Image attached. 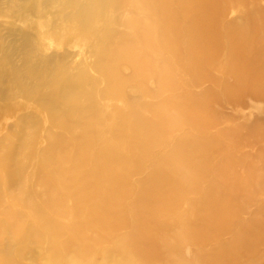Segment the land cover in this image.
I'll use <instances>...</instances> for the list:
<instances>
[{"label": "rangeland", "instance_id": "rangeland-1", "mask_svg": "<svg viewBox=\"0 0 264 264\" xmlns=\"http://www.w3.org/2000/svg\"><path fill=\"white\" fill-rule=\"evenodd\" d=\"M224 1L220 19L227 28L246 24L245 17L264 14V0ZM86 5L87 0H0V57L9 58L0 72V264H44L52 254L46 227L20 198L27 190L36 197L44 194L42 183L47 178L61 183L59 203L47 206L42 197L39 210L59 229L55 241L65 259L80 250L85 264H123L117 248L120 241L128 238L133 245L140 244L134 226L149 223L158 233L157 243H142L140 254L134 248L124 251L136 264H264V236H259L264 224V94L240 85L228 63L227 47L214 61L206 62L202 71L184 69L187 38L182 34L173 49L164 46L159 31L169 27L146 0H127L120 12L105 5L102 13L91 10L88 14ZM82 16L91 20L89 27L84 26ZM178 16L183 30L189 16ZM42 36L41 51L47 49V56L60 61L77 94L79 112L72 120L80 123L71 131L50 122L48 107L38 104L39 99L53 95L59 110L65 109L62 97L70 93L63 88L56 94L54 88L43 86L45 74L39 72V58L33 51ZM8 46L23 52L24 65L12 67ZM127 48L145 62L140 74L126 55ZM109 64L115 70L106 75ZM257 85L254 88L262 90L264 82ZM191 101L198 110L188 119L184 109ZM163 114L178 124L172 126L171 120L157 133L148 134L151 126L160 125ZM88 125L92 126L88 131L91 144L83 152L81 140L74 143L73 138H80ZM109 143L114 150L110 160L114 173L105 175L98 173L93 158ZM196 147L201 151L195 160L205 169L203 177L192 187L180 181L179 188L160 182L157 194L163 204L156 203L161 207L151 213L139 198L141 183L166 163L177 162L179 150L192 152ZM124 177L126 181H121ZM84 180L89 189L85 192L79 188ZM16 181L22 183L17 186ZM182 186L191 189L172 206L176 195L172 192ZM211 186L223 190L225 207L230 209L226 224L216 222L217 226L209 228L214 212L221 217L222 199L216 198L214 205L207 200L210 221L197 217L192 203L201 200ZM92 191L101 196L89 195ZM86 193L88 197L79 204ZM164 204L171 205L166 208ZM94 207L99 208L97 222L88 225L93 219L88 211ZM186 227L191 235L184 231ZM243 228L258 232L244 241Z\"/></svg>", "mask_w": 264, "mask_h": 264}, {"label": "bare ground", "instance_id": "bare-ground-1", "mask_svg": "<svg viewBox=\"0 0 264 264\" xmlns=\"http://www.w3.org/2000/svg\"><path fill=\"white\" fill-rule=\"evenodd\" d=\"M87 1L89 2V5H86L87 10H85V12L88 13L91 10H94L93 11L94 13H102V12H100L102 10L101 8H103V6H105V5L112 8V10H114L115 12L122 11L123 10V3L127 0H87ZM224 2H225L224 0H146L148 7H150V9L152 8L154 10V12H156L158 15H160L163 19V22L169 27V29L163 27L159 31V38H160V40L164 46H166L170 49H173L179 44V41H180L182 34L185 35V37L187 38L188 42L186 43V46L184 49H185V53L187 56L188 63H186V65L184 66L185 67L184 69L189 68L192 71H202L206 62L214 61L221 54L222 47H227L228 51H229L228 63L231 66V70H232L234 77L238 80V82H240V85L241 84L242 85L243 84L248 85L249 86L248 89L252 93L264 94V86H262L263 87L262 90H258V89L256 90L254 88V86L259 87L257 85V83H260V82L263 83L264 82V14L262 13L261 15H258L257 16L258 18L255 16L245 17L246 24H241V25L235 24V25L227 28L226 26H223V24L221 23V19H220L221 12H222L223 7L225 5ZM80 6L81 5H79V7ZM191 8H194V9L192 10ZM193 12L195 13V15H192ZM181 13H184L186 16H189L187 26L183 30L180 29L179 20H178V17H179L178 15ZM98 16H100V14ZM88 18L89 17L84 16V19H83V16L81 17V19H83L84 26L89 27V25H90L89 22L91 20H88ZM104 21L105 20H103V22ZM103 22L101 21L98 23L102 24ZM171 30H172V34L171 35L167 34V31L171 32ZM4 31H5V29H4ZM0 37H2V35ZM4 38H5V36L3 37V39ZM24 38H25V36H24ZM107 39L108 38L105 37L103 39V43H105V41ZM37 40L35 42L36 48H35V50L33 49V51H34V56L39 58L38 59L39 62L37 61L39 63V72H43L45 74L46 81L43 82L44 88L47 89V88L52 87V88H54L53 91H55L56 94L60 93L63 88H67L70 92V93H66L67 95H64L62 97L64 102L61 105V107L65 106V109L59 110L60 104H58V102L56 101L57 99L53 98V95H47V97H45V95H44L45 98L39 99L38 104L39 105L42 104L43 106L48 107V117L47 118L50 122L56 123V124H58V126H61V128L63 127L65 129H68L71 131L72 129L76 128L80 123L78 120L77 121L72 120L73 116L77 115L79 112V108L76 106V101L78 100L77 94L72 89L74 87L71 85V81L68 80L69 76L66 77L67 75L64 73L65 71H63L64 67L62 68L59 65L60 61L54 62L53 61L54 58H52L53 56H47V53H48L47 49H43L41 51L42 47L40 48V46H41V42L44 41L43 36L41 38H37ZM32 41H33V39H32ZM7 48H8L9 54H10V58L13 62L12 67L16 68V66H18V68H19V66H22L20 64L24 65L25 61L23 62V60H24L23 58H25V57H23V55H22L23 52L20 54L19 49H17V47L9 49L10 46H8ZM7 48H6V50H7ZM101 48H102V51L104 52L105 49L103 47H101ZM177 49H179V48L177 47ZM8 51H6V52H8ZM56 53H58V52H56ZM6 54H8V53H6ZM32 54H30V55H32ZM27 55H28V53H27ZM126 55H128L130 60L135 63L136 73L140 74L142 72L141 66L145 62L141 63V61L138 58H136L133 54H131V51L129 48H127V50H126ZM6 56L8 57V55H6ZM6 56L2 55L0 57V62L2 63L0 65V72L2 69H4L3 66H5V64H3V63H5L9 59ZM59 58H60V54H59ZM67 59H68V57H67ZM147 62H149V61H147ZM160 68L163 69L164 66H161ZM114 70H115L114 66L109 64L105 67L104 72L106 75H110L112 72H114ZM82 76H85V75H82ZM70 78H71V76H70ZM10 82H11V80H10ZM74 86H76V85H74ZM115 88H117L116 84H115ZM35 89L37 90V88H35ZM113 89H114V87H113ZM23 90H26V87H23ZM42 90H43V88H42ZM33 91H35V90L33 89ZM113 91H115V89ZM20 93H21V91H20ZM14 96H16V93ZM10 97H12V96H10ZM55 97H56V95H55ZM111 98H113V97H111ZM1 101H4V99ZM111 101H112V99H111ZM186 102H188V101H186ZM191 103H192V101H191ZM188 106H189V108H185L184 110L187 113L186 115H187L188 119L189 118L192 119L193 117H191V116L192 115L194 116L195 112H197L198 109H195V103H192ZM179 107L184 108L182 105H180ZM201 107H203V106H201ZM128 109H130V108H128ZM201 110H203V109H201ZM59 111H61L63 113L62 116L58 115ZM82 111H84V110H81L80 112H82ZM129 112H130V110H129ZM85 114H86L85 112H82V114H81V116L83 115L82 118H84V119H85ZM81 116H80V118H81ZM131 116H133V115H131ZM161 117H162V121H161L160 125L159 126H157V125L151 126L150 129H148V134L153 135V134L157 133L159 131V128H161L163 125L167 124L171 120L173 121L172 126H176L178 124L177 121L170 119L171 118L170 115L167 116V114H163ZM91 127H92L91 125L85 126L82 136L80 138H77V137L73 138L74 143L81 140L82 144H80L79 148H82L83 152L84 151L87 152L89 145L91 144V140L88 136V131L91 130ZM94 127H96V126H94ZM0 142H1V140H0ZM123 144H124V142H123ZM131 146L133 149L137 148V144L135 142H133L131 144ZM131 146L129 145V147H131ZM50 148H52V147H50ZM116 149L117 148L115 147V151H116ZM113 152H114L113 146L109 143V144L103 145L102 149L98 152V154L96 153L97 155L95 158H93V161L97 166L98 173L102 172L105 175H110V174L112 175L114 173L113 165L110 162V160L113 156ZM200 153H201V151L198 147H196L194 149V151H192V152H190V151L184 152V150H179V152L176 153V154H179V157L177 158V162L172 161L171 164L166 163L165 167L163 166L162 170L159 171V173H157L155 175L151 174L148 179L144 180L140 185V192H139V198L141 200L142 205L144 207H147L151 213H155L158 210V207H161V206H159V204H156V203H162L160 196L157 194V187H158L160 182H163L166 185H176L177 187H178L177 182H179V181L182 182L184 185H187L190 187L195 185V183H197V181L203 177V175L201 174V171H205V169L200 168L201 167L200 160H197V161L195 160L196 156H198ZM11 159L12 158H10L8 161H10ZM140 161H141V159H138L134 163V165L132 167H130V169H132V168L134 169V166H137L136 164H138ZM202 164L204 165V162H202ZM19 168H20V166H19ZM58 173H60V171H58ZM176 174H178V175L176 176ZM115 180H116V184H117L119 182L118 181L119 179L115 178ZM121 181H126V178L124 177ZM20 183H22V182H20ZM20 183H17V181H16L17 186ZM190 184H192V185H190ZM42 186L45 188L44 194L38 195V197H36L37 195L34 196L31 194V192H29L27 190V191L23 192V194L20 196V198H21L22 203L24 205H26V207L29 208L30 211L33 213V216L36 218V220L40 223L42 222L43 226H45L47 229L48 240L51 244L52 254H49L47 256L44 264H85L81 260V257H82L81 254L82 253L80 250L76 251L73 256H71L70 258H67V259H65L66 257L64 258V257L60 256L59 251H58V246H57L56 241H55L56 235H57L59 229L54 225V223H52V221H50L47 218H44L42 213H41L42 211L39 210L41 207L40 200H42L41 199L42 197H46V201H44V202L47 206L58 205L59 202L57 200V195L60 193L61 183L59 182L58 179L47 178L46 180L43 181ZM183 187L186 189L183 190ZM79 188H81L83 190V192H85L86 190H89V189H87L88 188L87 182L85 180L80 182ZM17 189H18V187H17ZM189 189H191V188H188L186 186H182L181 189H177L175 192H172V193H176L172 206H175L177 203H179V201H181L184 197V195H183L184 192L188 191ZM211 190H213L214 192L212 193ZM221 191H223V190H220V189L214 188V186H211V189H209L207 193L205 192L202 194L203 198L201 200H198V201L192 203L194 209L197 211V217L201 216L203 220L210 221L211 215L210 216L206 215V213L208 212V207L206 204L207 200L210 201L211 205H214L215 203H213L212 201H214L216 198L222 199L223 212L221 214V217L218 216L214 212V219L206 227L211 228V227H215L217 225L221 226L223 224H226V220H227L226 216L229 215V209L230 208L225 207L226 206V204H225L226 199L222 196V194H224V193H221ZM118 192H119V190H118ZM121 192L122 191L120 190L119 193H121ZM91 194L97 195L98 197L101 196V194L96 192V191L95 192L92 191L89 195H91ZM83 195L84 196L80 200L79 204H82L86 200V197H88L87 193L83 194ZM117 195H119V194H117ZM34 197L37 198V199L36 198L35 199L38 200V202L35 201ZM153 203H155L156 206L149 208L148 206H150ZM164 205L167 208V207H170L171 204H168V205L164 204ZM228 206H231V205L229 204ZM76 207H77V205H76ZM213 207L216 208V206H213ZM88 212H89L90 216L93 217V219H91L90 222L87 224L88 225L96 224L95 222H97V221H96L95 217H96V215H98L97 213L99 212V208L94 207L93 209H89ZM76 216H77V214H76ZM153 216H154V214H153ZM152 221H153V218H152ZM216 222H217V225H216ZM146 224L147 225H144V223H139V224H136L134 226V228L136 230H139L136 232L138 233L139 238L142 240V242H140V244H134L133 245L132 243H130V241H127V240H129L128 238H125V239L120 241L117 248H118V251L120 252V255H121L120 260H123V262H124L123 264H136L124 256L125 255L124 251L126 248H131V249L134 248L133 250L136 251L138 254H140L141 250H142V248H140V245L148 243L149 241L152 242L153 244L157 243V234L158 233L155 230L153 231V229L150 227L149 223H146ZM184 231H187V234L189 233L191 235L189 227L188 228L186 227V229ZM259 231L261 233V234H259V236L263 237L264 234L262 232H264V224L261 225ZM255 232H258V229H252L251 230L250 228H248V229L243 228L241 231L242 239L244 241H246L247 238L249 239L250 237H252L253 233H255ZM256 235L257 234H255L254 237H256ZM160 237H161V235H160ZM41 238H42V236H41ZM240 240L241 239H239V241ZM152 243H151V245H153ZM138 246L140 249H137ZM232 256L233 255H231L230 257H232ZM4 264H9V263L5 262Z\"/></svg>", "mask_w": 264, "mask_h": 264}]
</instances>
